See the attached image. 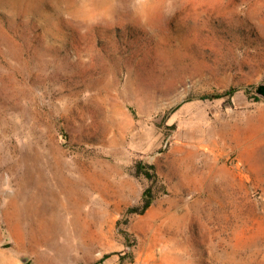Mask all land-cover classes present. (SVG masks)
Instances as JSON below:
<instances>
[{
	"label": "rangeland",
	"instance_id": "rangeland-1",
	"mask_svg": "<svg viewBox=\"0 0 264 264\" xmlns=\"http://www.w3.org/2000/svg\"><path fill=\"white\" fill-rule=\"evenodd\" d=\"M73 4L0 0V264H264V0Z\"/></svg>",
	"mask_w": 264,
	"mask_h": 264
},
{
	"label": "clouds",
	"instance_id": "clouds-1",
	"mask_svg": "<svg viewBox=\"0 0 264 264\" xmlns=\"http://www.w3.org/2000/svg\"><path fill=\"white\" fill-rule=\"evenodd\" d=\"M131 2L141 25L151 26L168 0H131ZM114 4L115 0H74L73 8L67 13L66 18L75 16L79 20L95 25L102 19L111 18Z\"/></svg>",
	"mask_w": 264,
	"mask_h": 264
},
{
	"label": "bare ground",
	"instance_id": "bare-ground-1",
	"mask_svg": "<svg viewBox=\"0 0 264 264\" xmlns=\"http://www.w3.org/2000/svg\"><path fill=\"white\" fill-rule=\"evenodd\" d=\"M56 176H58V175H56ZM49 177H50V176H49ZM49 177H48V178H49ZM59 177H60V176H59ZM64 177H65V176H63V178H64ZM54 179H55V178H54ZM79 179H80V178H79ZM43 180H44V179H43ZM61 180H63V179L61 178ZM81 180H82V179H81ZM81 180H80V181H81ZM52 181H53V180H52ZM55 181H56V180H55ZM42 182H43V181H42ZM65 182H66V181H65ZM80 183H81V182H80ZM51 185H53L52 182H51ZM55 185H56V184H55ZM55 185H54V186H55ZM78 185H80V184H79V182H77V181L72 182V183H70L69 185H67V182H66V186H67V187H65V184H64V186H63V191H66V192H68V193L70 194V193H71V190L74 191V189H76V188L78 187ZM45 187H46V186H45ZM79 187H80V186H79ZM61 189H62V188H61ZM80 189H81V188H80ZM77 190H79V189H77ZM51 191H52V190H51ZM60 191H61V190H60ZM75 191H76V190H75ZM51 193H52V192H51ZM69 194H68V195H69ZM71 194H72V193H71ZM46 195H48V194H46ZM52 195H53V194H52ZM56 195H57V194H56ZM57 196H58V195H57ZM70 196H71V195H69V199L71 198ZM46 197H47V196H46ZM51 197H52V196H51ZM67 197H68V196H67ZM49 198H50V197H49ZM52 198H53V197H52ZM54 198H55V197H54ZM54 198H53V200H54ZM61 201H62V200H61ZM61 201H60V202H61ZM63 201H64V200H63ZM62 203H63V202H62ZM62 203H61V204H62ZM63 205L66 206V204H64V203H63ZM62 207H63V206H62Z\"/></svg>",
	"mask_w": 264,
	"mask_h": 264
},
{
	"label": "trees",
	"instance_id": "trees-1",
	"mask_svg": "<svg viewBox=\"0 0 264 264\" xmlns=\"http://www.w3.org/2000/svg\"><path fill=\"white\" fill-rule=\"evenodd\" d=\"M236 90H237V89L232 88L230 91H228V93H225V95H226V94H233V93L236 92ZM257 92H258L259 94L264 95V84H262V85H260V86L257 87ZM223 95H224V94H221V95H214V97H222ZM257 98L259 99V97H257ZM150 204H151V199H149V200L147 201L145 207H146V208L149 207Z\"/></svg>",
	"mask_w": 264,
	"mask_h": 264
}]
</instances>
